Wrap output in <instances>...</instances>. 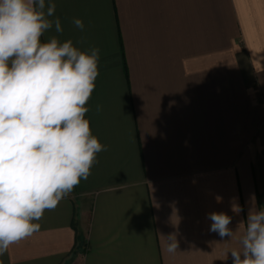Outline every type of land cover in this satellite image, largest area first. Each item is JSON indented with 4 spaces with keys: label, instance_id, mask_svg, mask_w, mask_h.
<instances>
[{
    "label": "crops",
    "instance_id": "0c3cea01",
    "mask_svg": "<svg viewBox=\"0 0 264 264\" xmlns=\"http://www.w3.org/2000/svg\"><path fill=\"white\" fill-rule=\"evenodd\" d=\"M50 2L63 31L41 42L100 50L85 118L107 151L0 264H233L239 223L264 207V0Z\"/></svg>",
    "mask_w": 264,
    "mask_h": 264
},
{
    "label": "clouds",
    "instance_id": "9594fccd",
    "mask_svg": "<svg viewBox=\"0 0 264 264\" xmlns=\"http://www.w3.org/2000/svg\"><path fill=\"white\" fill-rule=\"evenodd\" d=\"M46 0H0V256L13 244L41 230L45 210H55L87 180L107 151L92 134L85 106L99 75V49L81 51L71 40L41 42L59 18ZM83 30L82 20L74 19ZM101 107L97 106L99 112ZM239 214L243 208L232 206ZM211 232L232 238V217L208 215ZM233 264H264V207L250 209ZM166 251L179 249L176 233L167 235Z\"/></svg>",
    "mask_w": 264,
    "mask_h": 264
}]
</instances>
